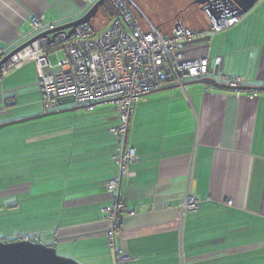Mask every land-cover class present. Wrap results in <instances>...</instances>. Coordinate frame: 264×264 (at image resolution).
<instances>
[{
  "label": "crops",
  "instance_id": "obj_1",
  "mask_svg": "<svg viewBox=\"0 0 264 264\" xmlns=\"http://www.w3.org/2000/svg\"><path fill=\"white\" fill-rule=\"evenodd\" d=\"M257 4L230 29L187 42L185 54L221 57L220 74L264 88V1ZM87 10L84 0H0V46L9 52L33 38V17L49 30ZM176 19L150 20L170 34ZM185 22L194 31L209 24ZM37 82L32 60L11 68L0 83V124L79 105L64 97L46 111ZM248 93L166 84L135 105L126 143L138 160L121 181L129 215L116 234L135 264H264V90ZM76 117L0 130V235L11 234L0 238L37 236L66 256L115 264L102 209L112 203L105 183L120 173L122 141L111 132L119 118L111 102ZM189 194L196 212L179 207Z\"/></svg>",
  "mask_w": 264,
  "mask_h": 264
},
{
  "label": "built area",
  "instance_id": "obj_2",
  "mask_svg": "<svg viewBox=\"0 0 264 264\" xmlns=\"http://www.w3.org/2000/svg\"><path fill=\"white\" fill-rule=\"evenodd\" d=\"M84 1L89 9L97 0ZM107 1L116 14L101 33L91 23H81L70 35L67 31L40 38L32 47L23 49L5 62L3 60L12 50L8 52L0 46V83L11 68L32 60L46 111L55 109L64 97H72L77 104L86 105L88 111L101 102L114 103L119 124L111 132L122 141L114 156L120 173L105 183L107 192L112 195V203L103 208L102 213L108 224L107 245L115 253V264H135L134 257L118 248L116 241V234L122 227L120 224L129 215L119 194L121 181L131 177L130 165L138 160L135 149L126 143L135 105L166 84L179 86L184 92L187 82L202 78H216L219 83L235 89L242 86L240 77L217 71L221 57L213 60L208 56L189 57L184 46L197 38L207 39L230 29L240 22L243 14L228 0L221 3L211 0L204 6L209 23L207 28L194 31L176 19L170 34H164L133 0ZM210 6L214 8L215 16L209 12ZM32 25L35 35L47 31L41 17H33ZM54 28L50 26L49 30ZM60 53H63L62 57ZM51 54L59 56L55 64ZM247 92L250 98L259 94L257 89ZM6 108L0 106V115L6 113ZM233 203L229 200L226 204L232 206ZM199 206V201L190 194L179 204L184 212H196ZM21 240L46 244L39 237L28 235L12 242ZM0 242L9 241L0 238Z\"/></svg>",
  "mask_w": 264,
  "mask_h": 264
},
{
  "label": "water",
  "instance_id": "obj_3",
  "mask_svg": "<svg viewBox=\"0 0 264 264\" xmlns=\"http://www.w3.org/2000/svg\"><path fill=\"white\" fill-rule=\"evenodd\" d=\"M231 4H234L241 14L248 13L260 0H228ZM106 0H97L93 6H91L87 12L77 20H74L70 23L58 26L54 29L44 31L38 35H35L26 43L22 44L18 48L12 50V52L3 60V62L10 59L13 55L17 54L18 52L22 51L27 47H32V45L38 41L40 38L43 37H52L56 35L58 32H67L70 35L75 28L81 23H90L93 18L97 16L100 9L105 5ZM211 0H193L192 4L200 6V10L204 9L206 4H210ZM209 12L215 16V10L211 6L208 8ZM204 84L210 86L215 89L220 90H235L231 86H227L221 84L217 81L216 78H202L198 80L189 81L186 83L187 85L190 84ZM175 87H179L174 85ZM264 90L262 87H250V86H239L238 91H248V90ZM111 102V101H106ZM112 103V102H111ZM86 108V105L77 106L70 109H63V110H55L51 112H46L43 114H39L33 117H28L22 120L12 121L0 124V130L13 126L22 124L25 122L33 121V120H40L45 117L54 116L61 113L66 112H74L76 110ZM0 264H80L76 260L68 257H63L58 254L57 249L54 246L49 244H41V243H33L30 241H14V242H0Z\"/></svg>",
  "mask_w": 264,
  "mask_h": 264
},
{
  "label": "rangeland",
  "instance_id": "obj_4",
  "mask_svg": "<svg viewBox=\"0 0 264 264\" xmlns=\"http://www.w3.org/2000/svg\"><path fill=\"white\" fill-rule=\"evenodd\" d=\"M191 1H193V0H134V2L138 5V7L141 9V11L147 17H149L150 19H152V21L154 23H157V24L158 23H165V21L173 20L175 18H178L179 20L182 21V23L184 25H186V22L182 19L181 16H178V15H180V13L182 14V12L184 11V9H186L188 6H191ZM263 1L264 0H260L258 2V4L256 3L257 4L256 8H258L259 6H261V4H262ZM253 9H254V7L250 11H252ZM115 14H116V11L112 8V6L109 3H106V6L104 5L100 9V11L97 14V16L92 19V25H93V27L97 31H99V33L102 32L113 21V20H110V19ZM176 15H177V17H176ZM186 15H187V17L190 20L196 19V20L199 21V23L204 22V19L205 18L208 19L207 14L204 11H201L200 8H197V7H194V6H191V7H189V9H187ZM162 16L164 17V19L165 18L166 19L165 20L164 19L162 20L161 19ZM116 17H118V16H116ZM242 17H243V15H242ZM173 22H172V24H173ZM60 55L62 56L63 53H61ZM58 58H59V56L57 54H54L53 56H51V59H52L53 62H58L57 61ZM148 95H150V94H148ZM68 98H71V97H68ZM69 101H71V103L76 102L75 100L73 101L72 99H69ZM112 104L114 105V103H112ZM75 106H79V105L74 104L72 107H75ZM85 110L86 109H84L82 111L79 110L78 112L74 111V112L63 113V114L55 115L53 117H48V118H57V117L62 118L63 117L65 119H67V120L75 121L77 119L76 115L78 114L79 117H80V112H81V114H84V111ZM116 115H117V117L119 116V114H118L117 111H116ZM45 119L46 118L41 119V120H45ZM41 120H33V121H29V122L22 123L20 125L34 123V122H40ZM20 125L5 127L2 130L8 129V128H13V127L20 126ZM0 236H2V237H8V236H11V234L1 233ZM4 239H8V238H4ZM8 241L9 242H12V240H10V239H8ZM45 243L48 244L47 242H45ZM57 252H58L59 255H61L63 257L72 258V259L76 260L77 262H79L80 264H90L89 262L84 261L83 258L80 257V254H72V252L70 251L69 252L70 254H68L70 256H66L65 254H62L61 250H58Z\"/></svg>",
  "mask_w": 264,
  "mask_h": 264
},
{
  "label": "flooded vegetation",
  "instance_id": "obj_5",
  "mask_svg": "<svg viewBox=\"0 0 264 264\" xmlns=\"http://www.w3.org/2000/svg\"><path fill=\"white\" fill-rule=\"evenodd\" d=\"M192 2H193V1H191V6H194V7L200 8V7L197 6V5H193ZM191 6H188L186 9H184V11L182 12V14L180 13V15H178V16H181L182 19H183L184 21L188 19V18H187V15H186V12H187V9H189V7H191Z\"/></svg>",
  "mask_w": 264,
  "mask_h": 264
},
{
  "label": "bare ground",
  "instance_id": "obj_6",
  "mask_svg": "<svg viewBox=\"0 0 264 264\" xmlns=\"http://www.w3.org/2000/svg\"><path fill=\"white\" fill-rule=\"evenodd\" d=\"M134 1V0H133ZM218 1V3H221L222 2V0H217ZM85 2V1H84ZM138 6V5H137ZM200 7V6H199ZM201 8V7H200ZM202 11H204L205 12V10L203 9ZM147 17V16H146ZM148 18V17H147ZM149 19V18H148ZM178 19V18H177ZM150 20V19H149ZM151 21V20H150ZM152 22V21H151ZM182 22V21H181ZM91 24H92V21L90 22ZM153 23V22H152ZM96 30V29H95ZM97 31V30H96ZM104 31V30H103ZM102 31V32H103ZM98 33H99V31H97ZM101 33V32H100ZM9 60V59H8ZM217 71H218V68H217ZM235 89V88H234ZM235 91L237 92V89H235Z\"/></svg>",
  "mask_w": 264,
  "mask_h": 264
},
{
  "label": "trees",
  "instance_id": "obj_7",
  "mask_svg": "<svg viewBox=\"0 0 264 264\" xmlns=\"http://www.w3.org/2000/svg\"><path fill=\"white\" fill-rule=\"evenodd\" d=\"M106 3H109L107 0H106ZM106 3H105V6H106ZM114 17V16H113ZM106 28V27H105ZM51 111V110H50ZM129 133V132H128ZM120 227H121V224H120Z\"/></svg>",
  "mask_w": 264,
  "mask_h": 264
}]
</instances>
